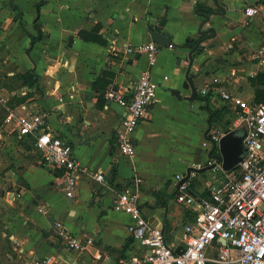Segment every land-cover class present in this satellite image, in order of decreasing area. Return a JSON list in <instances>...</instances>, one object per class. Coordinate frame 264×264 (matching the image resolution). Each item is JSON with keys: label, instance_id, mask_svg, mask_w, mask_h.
Listing matches in <instances>:
<instances>
[{"label": "crops", "instance_id": "crops-1", "mask_svg": "<svg viewBox=\"0 0 264 264\" xmlns=\"http://www.w3.org/2000/svg\"><path fill=\"white\" fill-rule=\"evenodd\" d=\"M219 6L223 16L213 14ZM245 8L257 14L246 18ZM203 15L209 22L202 30L214 34L199 36ZM94 26L102 45L79 37ZM151 32L168 38L172 48L156 44L150 72L158 85L156 101L132 135L136 153L129 158L116 144L125 111L105 94L131 98L147 61L122 50L150 42ZM203 37L190 71L197 91L191 101L187 56ZM262 47L264 0H0V96L24 114L46 113V131L70 145L84 171L68 198L64 171L42 165L33 139L8 128L0 149V264L142 260L147 252L129 234L131 216L113 209L117 193L136 179L144 219L180 249L183 226L193 222L195 210L176 202L174 178L185 180L193 165L206 162L212 150L204 147L208 132L233 126V105L221 99L220 89L244 102H264V65L252 58ZM27 73L36 76L38 90L19 78ZM214 79L218 85L211 84ZM212 154L219 155L217 149ZM93 174H102L103 183ZM212 180L205 168L197 170L190 194L205 196ZM56 222L94 245L81 253L68 250L54 237Z\"/></svg>", "mask_w": 264, "mask_h": 264}, {"label": "built area", "instance_id": "built-area-1", "mask_svg": "<svg viewBox=\"0 0 264 264\" xmlns=\"http://www.w3.org/2000/svg\"><path fill=\"white\" fill-rule=\"evenodd\" d=\"M256 14L255 8L244 10L246 18ZM122 51L130 56L143 55L147 61V70L136 81L129 100L112 90L105 94V100L115 102L125 111L116 144L121 155L133 158L136 150L132 135L156 101L158 85L151 79L150 72L157 62L159 47L150 41L127 44ZM252 58L263 66L264 47L256 50ZM211 84L218 85L219 81L214 79ZM206 90L203 88L201 95H206ZM219 94L222 100L233 105V126L224 131L208 132L204 147L217 145L233 129H243L245 154L242 160L236 169L225 172L219 155L212 154L213 157H208L204 164L193 165L187 180L175 176L176 202L195 210L193 222L183 226L180 254L166 242L161 228L151 226L144 219L139 206L141 180L136 179L133 186H125L118 192L113 209L131 216L133 223L129 234L147 252L142 260L132 257L126 264H264V102H244L232 97L225 89H220ZM19 110L11 109L8 99L0 96V114L3 116L0 149L10 126L20 137L33 139L41 164L64 171L66 196L71 198L77 187L78 173L84 171L73 159L70 145L46 131V113L24 114ZM202 168L210 169L213 180L207 185L206 195L195 198L189 192V181ZM91 178L98 183L104 181L102 174H93ZM53 234L72 252L81 253L94 245L92 238L80 239L61 222L54 224ZM96 258H101L99 253ZM44 264L54 263L47 259Z\"/></svg>", "mask_w": 264, "mask_h": 264}, {"label": "water", "instance_id": "water-1", "mask_svg": "<svg viewBox=\"0 0 264 264\" xmlns=\"http://www.w3.org/2000/svg\"><path fill=\"white\" fill-rule=\"evenodd\" d=\"M48 1V0H46ZM220 9V13H213L214 15H224L225 9L223 6L218 7ZM209 22V17L207 15H203V20L201 22L200 30L198 32L199 36H203L208 34L209 32L213 33V29L207 28L206 30H202V27H205L206 24ZM207 38L203 37L201 38L195 47H190V52L187 56L188 60V67L185 72V78H186V83L189 86V88L192 91V98H190L191 101L196 97L197 91H196V86L193 84V80L195 76L190 75L191 71V66L193 64L194 58H195V53L199 48V45L204 42ZM150 40L151 42L162 46V47H169L170 46V40L166 38L165 36L157 33V32H151L150 35ZM72 43V38L70 39L69 46H71ZM245 137V131L243 129L239 130H234L223 136L217 145L212 146V150L209 153V158L213 157L212 153L217 149L219 156V160L221 161L222 164V169L225 172L232 171L236 169L238 163L242 160L244 154H245V149L243 147V139ZM209 168H205V171H209ZM193 171V170H192ZM190 173V172H189ZM186 178L185 180H187ZM53 224V221H52ZM222 244H224L223 241H220ZM175 252L177 254H180V249H176Z\"/></svg>", "mask_w": 264, "mask_h": 264}, {"label": "trees", "instance_id": "trees-1", "mask_svg": "<svg viewBox=\"0 0 264 264\" xmlns=\"http://www.w3.org/2000/svg\"><path fill=\"white\" fill-rule=\"evenodd\" d=\"M20 25L23 28V30H25L23 21H21V19H20ZM99 31H100V27L99 26H94L89 31H80L79 32V37L84 42H94V43H98V44L102 45L103 44V40L98 35ZM34 42H35V39L31 38V46L34 44ZM19 78L23 81V84L26 85L28 88L32 89V88L35 87L38 90L37 78H36V76H34V74L27 73V74H24L22 76H19Z\"/></svg>", "mask_w": 264, "mask_h": 264}, {"label": "rangeland", "instance_id": "rangeland-1", "mask_svg": "<svg viewBox=\"0 0 264 264\" xmlns=\"http://www.w3.org/2000/svg\"><path fill=\"white\" fill-rule=\"evenodd\" d=\"M23 82V81H22ZM23 96H26V98H27V95H23ZM25 98V97H24Z\"/></svg>", "mask_w": 264, "mask_h": 264}]
</instances>
